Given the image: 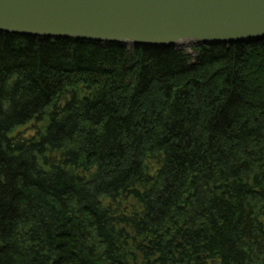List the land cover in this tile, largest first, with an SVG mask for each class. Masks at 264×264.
I'll return each instance as SVG.
<instances>
[{
  "label": "trees",
  "instance_id": "trees-1",
  "mask_svg": "<svg viewBox=\"0 0 264 264\" xmlns=\"http://www.w3.org/2000/svg\"><path fill=\"white\" fill-rule=\"evenodd\" d=\"M0 264H264V38L0 31Z\"/></svg>",
  "mask_w": 264,
  "mask_h": 264
},
{
  "label": "water",
  "instance_id": "water-1",
  "mask_svg": "<svg viewBox=\"0 0 264 264\" xmlns=\"http://www.w3.org/2000/svg\"><path fill=\"white\" fill-rule=\"evenodd\" d=\"M0 31L123 45L264 38V0H0Z\"/></svg>",
  "mask_w": 264,
  "mask_h": 264
},
{
  "label": "rangeland",
  "instance_id": "rangeland-1",
  "mask_svg": "<svg viewBox=\"0 0 264 264\" xmlns=\"http://www.w3.org/2000/svg\"><path fill=\"white\" fill-rule=\"evenodd\" d=\"M200 47L201 46H185L181 49L185 50L190 55L195 56L197 54V49H199Z\"/></svg>",
  "mask_w": 264,
  "mask_h": 264
}]
</instances>
